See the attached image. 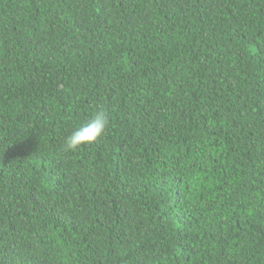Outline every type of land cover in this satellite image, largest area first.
<instances>
[{
  "label": "trees",
  "instance_id": "trees-1",
  "mask_svg": "<svg viewBox=\"0 0 264 264\" xmlns=\"http://www.w3.org/2000/svg\"><path fill=\"white\" fill-rule=\"evenodd\" d=\"M0 264H264V0H0Z\"/></svg>",
  "mask_w": 264,
  "mask_h": 264
},
{
  "label": "clouds",
  "instance_id": "clouds-1",
  "mask_svg": "<svg viewBox=\"0 0 264 264\" xmlns=\"http://www.w3.org/2000/svg\"><path fill=\"white\" fill-rule=\"evenodd\" d=\"M110 125V116L104 110L95 112L86 123L77 127L64 141V151H75L102 137Z\"/></svg>",
  "mask_w": 264,
  "mask_h": 264
}]
</instances>
